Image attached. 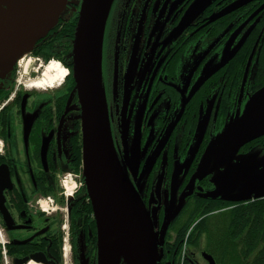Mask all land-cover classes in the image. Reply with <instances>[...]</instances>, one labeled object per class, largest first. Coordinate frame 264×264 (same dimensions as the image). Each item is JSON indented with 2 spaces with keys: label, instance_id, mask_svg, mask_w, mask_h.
Returning <instances> with one entry per match:
<instances>
[{
  "label": "flooded vegetation",
  "instance_id": "flooded-vegetation-1",
  "mask_svg": "<svg viewBox=\"0 0 264 264\" xmlns=\"http://www.w3.org/2000/svg\"><path fill=\"white\" fill-rule=\"evenodd\" d=\"M195 1L135 0L128 11L127 0H116L105 39L103 68L112 136L122 155L119 118L127 89L121 71L114 81L113 49L118 43L120 54L126 52L130 62L136 36L140 45L141 34L150 35L151 56L147 58L148 50L142 55L140 49L136 51L134 67L142 62L146 67L142 75H136L139 70L133 72L132 80L136 78L129 84V104L137 97L136 106L142 107V121L135 129L141 133L140 148L148 152L141 154L140 166L149 155L155 158L140 195L150 214L157 215L160 231L174 179L180 177L177 202L181 195H190L181 200L183 207L191 201L195 207H184L170 228L187 225L197 208L205 212L212 201H223L222 194L213 195L219 188L212 178L193 182V177L229 115L240 113L264 87V10L259 11L264 0H250L215 21V16L245 0H214L197 20L170 39ZM123 8L128 18L120 21ZM161 14L163 21L158 19ZM127 33L131 37L127 45L132 39V47L124 51ZM47 41L39 40L32 53L0 77V264H98L97 224L83 179L81 106L67 85L51 92L34 87L48 62L43 53ZM227 46L232 53L226 60L204 65ZM148 63L151 69H146ZM211 72L192 95L197 83ZM205 116L209 118L207 128L193 154L199 123ZM257 146L264 148L261 143ZM198 201L203 202L201 207ZM173 230L164 239L159 264H185L180 235ZM186 246L183 254L189 264H209L208 248L217 264L225 256L223 248L208 241L190 237Z\"/></svg>",
  "mask_w": 264,
  "mask_h": 264
},
{
  "label": "water",
  "instance_id": "water-1",
  "mask_svg": "<svg viewBox=\"0 0 264 264\" xmlns=\"http://www.w3.org/2000/svg\"><path fill=\"white\" fill-rule=\"evenodd\" d=\"M114 1L82 0L72 51L73 76L82 108L84 177L98 232V264H123L125 261L127 264L133 261L136 264H158L160 246L182 207L179 206L175 215H166L159 238L157 216L149 214L114 147L103 81L104 40ZM212 1L203 0L191 7L172 36L178 35ZM249 1L236 4L221 14L225 15ZM67 5L68 0H0V77L7 76L22 56L32 52L37 42L56 28ZM137 50L138 38L126 74V89L132 79ZM117 56L116 53L115 62ZM211 74L213 72L197 83L192 95ZM207 122L208 118L197 133L193 154L200 146ZM238 122V134L242 139L234 145H227L229 150L237 152L254 139L264 136V89L248 102ZM213 146L214 143L207 147L193 182L212 175V182L219 188L214 196L222 194L223 200L230 202L248 201L253 197L255 200L264 199V195L259 194L264 185L261 175L252 174L246 184L251 192H244L234 178L237 171L233 172V177L220 171L214 172L212 164L219 167L221 163L220 155L215 160L208 154ZM146 172L147 169L142 176ZM125 238H128V251L117 253V242ZM207 260L215 264L211 256H207Z\"/></svg>",
  "mask_w": 264,
  "mask_h": 264
},
{
  "label": "rangeland",
  "instance_id": "rangeland-1",
  "mask_svg": "<svg viewBox=\"0 0 264 264\" xmlns=\"http://www.w3.org/2000/svg\"><path fill=\"white\" fill-rule=\"evenodd\" d=\"M202 1L203 0H196L191 6L193 7L194 5H196V3L202 2ZM157 12H159V9H157ZM73 16H74V13L69 9V11L64 16V20L62 21V26L65 27L66 25L65 23L72 21ZM163 18H165V16L161 14L158 19L159 21H163ZM154 19L156 20V18ZM161 25L163 27V24ZM60 27L61 25L59 26V28H57L54 31V33L50 35V38L48 39L47 43L49 45L50 44L53 45L52 47L53 54L65 56L63 60H66L68 56L71 55L70 54L71 52H69V50L70 48L73 47V45H72L70 38H67L64 35L63 37H59L60 31H62L63 29ZM130 38L131 37L128 33L126 34V37H124V40H123L125 41L124 42L125 45L123 48L124 51L125 49H127V47H130L129 49L131 50L132 39L130 41V46L127 45V41ZM137 38L138 37L136 36V39ZM149 39H150L149 33H144L143 35L141 34L140 45L138 44V50L140 49L139 51L141 55L143 53H147V50H148V53L150 52ZM147 46L149 49L146 48ZM125 53L122 52L121 54V57L119 60V67H120V71L122 75L124 76V81L126 82V74L128 70L129 61ZM231 53H232L231 46H227L226 48H224V51L221 55L218 52V55L212 56L211 59H214V60L210 61V59H208L204 62V65H206L208 62H209L208 65H212L213 63L218 62L220 58H222V60L224 61L227 59V56H229ZM149 55L151 56V54L149 53L147 54V58ZM198 56H200L199 53H197V58ZM198 64L199 62H196V65ZM145 67H146V63H143V62L139 63L138 67H136V63H135L133 72L139 70L140 72L139 73L137 72L136 75H142V71H143L142 69H145ZM214 67L215 66H213V68ZM146 69H151V66L149 65V63ZM107 76H108V79H107V84H108L109 75L107 74ZM132 76H133V73H132ZM135 78L133 79L134 81H135ZM65 81H66V78L62 82V84ZM64 84H66V82ZM108 87H109V84H108ZM59 88L48 90V91L51 92ZM38 91H42V90H38ZM130 93L131 91L130 89H128L127 96H126V106L125 104L123 105L121 109V113H120V118H119V125L122 128V142L124 146L123 148L124 151H122L123 154H122L121 161H123L126 171L131 174L130 178L133 177L136 182L139 179V170L143 168V171H145L146 169H149L151 167L153 160L150 163L149 167L147 165L151 161L153 156L149 155L148 161H146L145 165L142 167L140 166L141 165L140 164L141 154L144 153V155H146L148 152L146 147L144 149L140 148L141 142H142V139L140 137L141 133L140 131L138 132V130L135 129V127H137V125L140 124V121H142V107L141 105L139 106V108L136 106L135 100H137V97L134 98L133 103L129 104ZM183 102L184 104L186 103L185 99ZM246 106L247 104L244 106V110ZM107 108H108L109 122L111 125L108 103H107ZM230 116L227 118L223 128H221V130L217 132L216 135L213 137L212 143H214V146L212 148H209L208 154H210V156H212L213 159L215 160L217 159L218 155H220V161H219L221 163L220 166L215 167L214 164H212V168L214 169V172L220 171L222 172V174H227L233 177V172L237 171L238 174L237 176L234 175V178H236L238 183H240V188L244 192H251V190L249 191V189L246 186L249 180L248 178L252 174H257V175H261L264 179V148L261 146H257L254 149L247 151V152H241V151L237 152V150H229L227 145L229 146L234 145L237 143L239 139H242L238 134V123H239L238 120L239 118H241V116L239 117L233 116L232 118H230ZM207 118L208 116L202 117L199 123V127H198L199 129L202 128ZM218 141H221V142H218ZM218 178H221V174H218ZM179 180H180V177L177 179H174L175 188L171 191V200L165 201L167 205L166 210L168 212V216L173 214L175 210L178 208L177 194H178V186H179L178 181ZM259 192H260L259 194L264 195V185L262 187V191H259ZM257 202L258 201H256L255 203H250L248 205H245L244 207H236L233 205H229L230 203H224V202L223 203L227 205L215 203L214 204L215 207H209V209L205 211V214H210V215L204 219L203 225H207L209 227H207V229L203 231V233L200 235V239L205 243L206 241H208L209 238L212 240L215 239L216 236L213 237L215 234L218 236L219 239H222V236H226V238L230 241L231 246L233 247V251L230 252L228 256L229 264H252V261L255 255L258 253L259 249L263 245L261 240L264 239V227L260 228V230L258 231L261 237L259 238L258 242L255 244L254 249L250 250L246 247V239L248 235L250 234V231L253 228V225H256L257 227H259V225H257L256 223L257 219L255 218L258 215V212H259L258 210L262 209L261 217H263L262 213H264V210H263L264 207H260L262 205L258 204ZM186 207H188V209L191 207H194L193 201L188 203ZM251 209L255 211L251 212ZM240 215L242 216L241 221L238 220ZM173 232L175 231L173 230ZM198 232L199 230L195 229L194 235L198 234ZM171 236L173 237L174 235L171 234ZM242 246L244 250L242 249ZM121 261H125V260H121ZM125 262H122V263L127 264V262L126 263Z\"/></svg>",
  "mask_w": 264,
  "mask_h": 264
},
{
  "label": "trees",
  "instance_id": "trees-1",
  "mask_svg": "<svg viewBox=\"0 0 264 264\" xmlns=\"http://www.w3.org/2000/svg\"><path fill=\"white\" fill-rule=\"evenodd\" d=\"M264 10V9H263ZM73 20L68 22V23H65V27H63L61 24V27L60 28H63L62 31H60V35L59 37H63V35L67 38H70L71 42H72V39L74 38V33H75V28H76V17L73 16L72 18ZM59 25V26H60ZM52 47L53 45L50 44L48 45V48H47V51L43 52L44 54H47L48 55V61L52 58H55V59H61L63 60L65 58V56H60V55H56V54H53L52 53ZM69 52H71V48L69 50ZM69 61H71L70 59V56H68V59ZM65 61V60H64ZM67 67L70 69V76L68 75L66 77V80H67V85L69 87V91L73 90L74 87H75V83H74V80H73V77H72V64L68 65L67 64ZM261 138H264V136H261V137H258L256 139H254L253 141H251L250 143H248L246 146H244L241 150V152H247L249 150H251L253 147H255L256 144H259L261 143V145H264V141H261L260 139ZM199 202V206L198 207H201L200 203H203L202 201H198ZM255 203V202H254ZM258 204H261L262 206L260 207H264V200L263 201H258L257 202ZM245 205H239L238 207H244ZM210 207H215L214 204H212ZM199 209L197 208L196 212L198 211ZM262 210V209H261ZM261 210H258V215L257 217H255L257 219L256 223L257 225H259V227H257L256 225H253V228L251 229L250 231V234L248 235L247 239H246V247L250 250H253L254 247H255V244L258 242L259 238L261 237L260 236V233L258 232L260 230V228H263L264 227V213L263 214V217H261ZM264 210V208H263ZM255 210L251 209V212H253ZM252 216V214H251ZM242 219V216L240 215L239 216V221H241ZM193 221V220H192ZM192 221H190L189 223H187V225L185 226H173L170 228V231H172L174 229V231H176V233L178 234L179 236V239L183 242L184 238H185V235H186V231L188 230V227L190 226V224L192 223ZM176 227V228H174ZM263 245L262 247L259 249L258 253L255 255L253 261H252V264H264V239L261 240ZM194 242L192 241V244ZM182 245V244H181ZM228 251L227 247L224 249V252L226 253ZM223 258V256H222ZM187 264H189L188 262H186ZM222 264H225V261L222 262Z\"/></svg>",
  "mask_w": 264,
  "mask_h": 264
},
{
  "label": "bare ground",
  "instance_id": "bare-ground-1",
  "mask_svg": "<svg viewBox=\"0 0 264 264\" xmlns=\"http://www.w3.org/2000/svg\"><path fill=\"white\" fill-rule=\"evenodd\" d=\"M43 77L34 84L35 88L45 89V88H55L61 86V83L69 75L68 70L62 66L60 63L48 64L43 69ZM128 238L120 240L117 242V253L125 254L128 251ZM132 264H136L135 261Z\"/></svg>",
  "mask_w": 264,
  "mask_h": 264
}]
</instances>
